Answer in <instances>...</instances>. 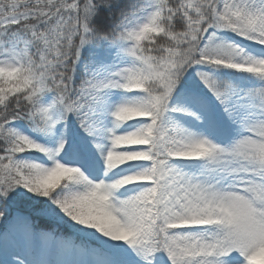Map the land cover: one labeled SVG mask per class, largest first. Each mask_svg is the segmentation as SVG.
Wrapping results in <instances>:
<instances>
[{"label":"snow or ice","instance_id":"6c2138e0","mask_svg":"<svg viewBox=\"0 0 264 264\" xmlns=\"http://www.w3.org/2000/svg\"><path fill=\"white\" fill-rule=\"evenodd\" d=\"M0 264H264V0H0Z\"/></svg>","mask_w":264,"mask_h":264}]
</instances>
